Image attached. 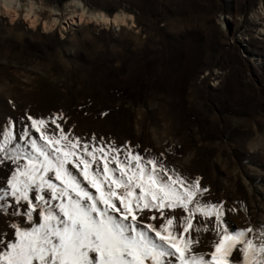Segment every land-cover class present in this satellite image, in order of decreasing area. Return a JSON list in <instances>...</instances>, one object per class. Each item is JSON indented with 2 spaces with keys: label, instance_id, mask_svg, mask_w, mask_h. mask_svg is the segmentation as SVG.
<instances>
[{
  "label": "rangeland",
  "instance_id": "1",
  "mask_svg": "<svg viewBox=\"0 0 264 264\" xmlns=\"http://www.w3.org/2000/svg\"><path fill=\"white\" fill-rule=\"evenodd\" d=\"M71 1L20 0L23 10L0 14V143L12 136L0 152V195L9 193L0 200V253L15 243L17 228L39 222V210L29 221L27 202H17L8 183L25 163L11 159L16 145L30 152L27 141L43 143L29 115L58 136L55 119L89 150L118 148L124 159L131 149L158 158L186 184L200 177L207 189L196 198L200 206H222L224 224H238L233 230L245 218L249 239L259 243L264 196L261 207L252 205L245 182L264 186V18L252 21L264 0H76L78 8ZM29 2L38 16L33 27L23 14ZM73 8L118 14L124 24L86 18L43 28V20H65ZM229 180L235 189L225 186ZM208 218L217 228L215 215ZM208 218L197 212L193 224ZM199 243L193 251L210 261L214 243L209 250ZM166 261L179 264L174 256Z\"/></svg>",
  "mask_w": 264,
  "mask_h": 264
},
{
  "label": "snow or ice",
  "instance_id": "2",
  "mask_svg": "<svg viewBox=\"0 0 264 264\" xmlns=\"http://www.w3.org/2000/svg\"><path fill=\"white\" fill-rule=\"evenodd\" d=\"M27 119L43 143L27 141L30 152L16 145L19 151L11 159L25 163L8 183L10 195L27 202L29 221L39 210V222L30 230L16 229V241L0 253V264H172L165 259L172 256L179 264H240L234 254L238 245H243V264H264V228L259 243L247 238L253 232L250 227L230 232L221 219L222 206L201 207L196 199L207 191L200 177L186 184L158 158L131 149L124 159L118 148L89 150L78 139L73 142L55 119L58 136L48 134L44 119ZM28 134L26 129L23 136ZM10 143L8 133L0 152ZM7 195L4 192L0 200ZM192 204L196 207L189 208ZM177 209L188 215L177 217ZM197 212L216 218L219 240L210 261L203 254L188 255L199 242L191 235L193 229L200 230L193 224Z\"/></svg>",
  "mask_w": 264,
  "mask_h": 264
},
{
  "label": "bare ground",
  "instance_id": "3",
  "mask_svg": "<svg viewBox=\"0 0 264 264\" xmlns=\"http://www.w3.org/2000/svg\"><path fill=\"white\" fill-rule=\"evenodd\" d=\"M77 2L78 1H76V0H72L69 3L72 6L78 8ZM70 4H69V6H70ZM24 5H27V4H24ZM1 7L2 6L0 5V14H3L6 10L5 11L2 10ZM21 9L23 10L24 8L21 7ZM14 10H15V12L17 11V9H14ZM24 11H25V13H23V14H25V16H26V18H24L25 22L28 24V27H33L35 25L36 18L38 17V16H36V18H34L35 16H33L34 15V13H33V3L29 2V4L27 5V7L25 8ZM53 13H57V12H53ZM72 13H74L72 16L66 17L65 20H61V21L59 20V17H53L52 20H51V23L49 25L47 24V22L45 20H43V25H44L43 28H45V29H46V27L51 28L52 25H54L55 23L59 22L61 27L66 29L67 28L66 24H68V25H70V24L77 25V24L81 23L83 20H85L86 18H88V19H90V18L92 19L93 18V19H96V21H98L100 23H107V24L113 25L115 29L121 28L122 27L121 25L124 24V18H123L124 16L123 15H122L123 17H121L118 14L114 15L113 17H109V16L105 15L102 12H92L91 11V12L87 13L86 11L83 10V8L80 11H78V12H76V10L73 8ZM7 15L8 16H12V14H10V13H8ZM252 15H253L252 21L257 22L259 17L260 18L261 17L264 18V9L261 12H255ZM46 30H48V29H46ZM187 159H188V156H186V158L183 160L184 161V163H183L184 165L188 163ZM238 174H239L238 170H234L232 175L236 178ZM245 184L247 186V191L249 192L248 197H249L250 203H252V205H257L260 202L262 203V197L264 196V186H262V184H257V185L253 186V184L251 182H248L247 180H246ZM225 186L228 189H235V183L233 181H230V180L225 183ZM151 214L159 215V213H151ZM201 220H202V223L200 222L198 224V226H197V228H199L200 230L198 232L195 231V229L192 230L191 235L193 237L198 238V240L200 242L199 245H201V246L204 245V247H202V249H204V248L208 249L206 247V245H208L207 243L209 242V240H211L212 243L218 242L219 233L217 231V228L214 227V229H212V227H210V224H211L210 220L211 219L208 218V220H205V219H201ZM149 222H151V221H149ZM159 222L160 221H157L156 223H159ZM225 226L228 227L229 231L232 232V233H234V231H236V232L238 231V230H233V228H232V226H234V227L237 226V228H238V224L237 225L228 224V225H225ZM248 227H249V225H248V223H246V219L244 218L243 226L240 227L239 230L247 229ZM205 228L207 229V231H205ZM178 232H183V228H178ZM249 234L250 233H247V238H249ZM197 249H198V247H197ZM200 254H203L204 258L207 260V258L209 256V253L207 254L206 252L204 253L203 251H196V252L192 251L191 253H188L189 257H191L193 255H200ZM234 254L237 256V258H240V260L238 259L240 261V264H243V253L239 252V245H238L237 249L234 250ZM174 258H176V257L174 256ZM165 259L168 260L169 257H166ZM148 264H150V262H148Z\"/></svg>",
  "mask_w": 264,
  "mask_h": 264
},
{
  "label": "clouds",
  "instance_id": "4",
  "mask_svg": "<svg viewBox=\"0 0 264 264\" xmlns=\"http://www.w3.org/2000/svg\"><path fill=\"white\" fill-rule=\"evenodd\" d=\"M0 5L6 10L3 14L7 15L13 9H19L22 7L20 0H0ZM15 20V16L12 17Z\"/></svg>",
  "mask_w": 264,
  "mask_h": 264
}]
</instances>
